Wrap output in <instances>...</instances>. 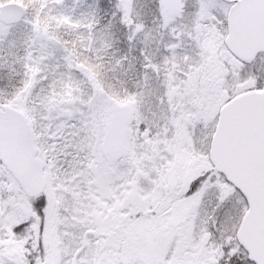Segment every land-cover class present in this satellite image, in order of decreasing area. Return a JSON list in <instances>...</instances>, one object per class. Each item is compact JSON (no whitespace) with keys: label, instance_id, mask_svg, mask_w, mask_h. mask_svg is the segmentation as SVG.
<instances>
[{"label":"snow or ice","instance_id":"6c2138e0","mask_svg":"<svg viewBox=\"0 0 264 264\" xmlns=\"http://www.w3.org/2000/svg\"><path fill=\"white\" fill-rule=\"evenodd\" d=\"M0 264H264V0H0Z\"/></svg>","mask_w":264,"mask_h":264},{"label":"rangeland","instance_id":"374dc122","mask_svg":"<svg viewBox=\"0 0 264 264\" xmlns=\"http://www.w3.org/2000/svg\"><path fill=\"white\" fill-rule=\"evenodd\" d=\"M12 2L16 3V4H25L26 0H12Z\"/></svg>","mask_w":264,"mask_h":264}]
</instances>
